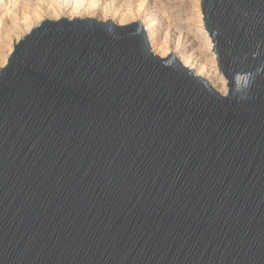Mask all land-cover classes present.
<instances>
[{"label":"water","instance_id":"1","mask_svg":"<svg viewBox=\"0 0 264 264\" xmlns=\"http://www.w3.org/2000/svg\"><path fill=\"white\" fill-rule=\"evenodd\" d=\"M223 96L141 22L46 19L0 72V264H264V0H202Z\"/></svg>","mask_w":264,"mask_h":264},{"label":"bare ground","instance_id":"2","mask_svg":"<svg viewBox=\"0 0 264 264\" xmlns=\"http://www.w3.org/2000/svg\"><path fill=\"white\" fill-rule=\"evenodd\" d=\"M34 1L40 4L39 6L50 4L51 7L49 8L48 11L53 12L55 16L52 17H55L58 20L59 18L60 19L67 18L69 20L76 18L95 19L97 13L101 12L104 15L103 17H105V20L103 19L104 22L113 21L114 23L120 26L127 25L129 23H133L136 21H140L142 14L148 11V9H146L148 3L147 0H34ZM199 2H202V0H199ZM21 3L22 0H0V7L2 8V12L0 14L1 16L0 17V62H1L0 72L6 66L10 55L14 51V46L22 39L21 37L22 35L20 34H24L26 36L33 28L38 26L42 21L46 19L43 15L44 12L42 11L43 6L42 7L36 6L38 7L37 9L30 10L26 5L25 6L23 5L24 6L23 11L25 14L24 17L22 16L23 22L21 24H16L14 22L15 24L13 23V27L11 28L12 32L11 31L3 32L2 28L5 20L9 17L10 14L15 15L14 14L16 13L15 11L17 10L18 6ZM102 3H105V7L103 9H102ZM133 3L135 4L134 7H133ZM163 6L161 7L163 8ZM166 8H164V10H166ZM170 9H172V7ZM65 11L70 12L69 15L67 13L68 17H64L66 16V14L63 16V13ZM154 11H156V9ZM154 14H156V12H151V13L147 12V14L142 17V19H144L143 26L148 34L150 46L154 54L161 58H166L170 54H175L185 67L193 70L197 76L206 79L218 92H220L223 96H226L228 94V87H227L228 81L224 77L223 73L219 68L218 59L216 53L214 52L213 41L205 29L203 13L202 12L198 13L197 18L198 21L201 23V25L198 28H196V30L194 31L193 33L194 37H190L189 40L190 45L186 47V45L189 43L188 41H187L188 43L185 42L186 38L174 33L175 38L173 37L174 43H172L173 46L171 45L172 48L169 45V43L171 42V41L169 42V39L171 37V30H168L169 25H167L168 27L166 26L167 24L166 21L170 17L165 18L164 16H161L163 18L159 19L157 16L158 14L157 15ZM33 19H36V21H34ZM158 28L159 29L168 28L166 38L164 37L165 38L164 43H161L158 39V35H157V33L159 32V31L157 32ZM15 33L19 35L16 36L17 37L16 39H14ZM187 37H189V34ZM198 37L201 38L199 40L201 41L202 47L200 46V51L195 52L193 48L195 47L197 41L196 42L193 41L195 39L198 40ZM190 47L192 48V51L189 50L187 51V48ZM197 52H199L200 55L207 54L208 57L209 56L211 57L208 60V62H203L202 61L203 59L198 58V56L196 55Z\"/></svg>","mask_w":264,"mask_h":264},{"label":"rangeland","instance_id":"3","mask_svg":"<svg viewBox=\"0 0 264 264\" xmlns=\"http://www.w3.org/2000/svg\"><path fill=\"white\" fill-rule=\"evenodd\" d=\"M148 3H147V6H146V9H148V11H146L145 13L147 14L148 13H151V12H156V14L154 15H157L159 19H162L163 17L161 16H164L165 18H169L166 22V26L169 25V29L168 28H162V29H157V35H158V39L161 43H164L165 41V38H166V35H167V29L168 30H171V37L169 39V45L170 47L172 48L173 44V40L175 38L174 36V33H176L177 35L179 36H183L185 37V42H189L190 40V37H194L193 33L194 31L196 30V28H198L201 23L198 21V13L202 12V7H201V2H199V0H147ZM166 1V2H165ZM170 2V3H169ZM173 2V3H172ZM25 3V4H24ZM30 3V4H29ZM162 3V4H161ZM165 3V4H163ZM172 4V5H171ZM26 5L30 10H35L37 9L38 7L36 6H39L40 4H38L36 1L34 0H22V3L18 6L17 10L15 11L16 13H14L15 15H12L10 14L9 17L5 20L4 22V25H3V32H12V27H13V23L15 22L16 24H21L23 21V17H24V11H23V7ZM164 5V6H163ZM43 6V7H42ZM42 6H39V7H42V11L44 12L43 15L44 17L47 19L50 18V20H58L57 18L55 17H52V16H55L53 12H50L48 11L49 8L51 7L50 4H46V5H42ZM135 6V4L133 3V7ZM153 6V7H152ZM163 6V8L161 7ZM167 8H166V7ZM172 9H170L171 7ZM105 7V3H102V9ZM47 8V9H46ZM164 8H166V10H164ZM156 9V11H154ZM161 9V11H160ZM171 11V12H168L167 11ZM170 9V10H169ZM153 10V11H152ZM20 11V12H19ZM160 11V12H159ZM165 11V12H164ZM2 12V8L0 7V14ZM167 12V13H166ZM69 15V11H65L63 13V16L66 14V16L64 17H68ZM145 13L142 14V17L144 15H146ZM165 13V14H164ZM169 13V15H168ZM160 14V15H159ZM18 15V16H17ZM167 17H166V16ZM23 16V17H22ZM104 15L101 13V12H98L97 15H96V20L98 21H102L104 22L105 20V17H103ZM1 17V16H0ZM140 19V21H136V22H141L143 24V20L144 19ZM21 18V19H20ZM20 19V20H19ZM45 19V20H46ZM60 19V18H59ZM104 19V20H103ZM34 21H36V19H33ZM142 20V21H141ZM20 21V22H19ZM18 22V23H17ZM14 23V24H15ZM135 23V22H133ZM129 24H132V23H129ZM128 25V24H127ZM144 25V24H143ZM168 27V26H167ZM172 27V28H171ZM24 29V28H23ZM18 33V32H17ZM17 33H15V37L14 39H16L17 37L16 36H19ZM17 34V35H16ZM20 34V32H19ZM173 34V35H172ZM189 34V37H187ZM22 35L21 37L23 38L25 35L24 34H20ZM165 37V38H164ZM174 37V38H173ZM164 39V40H163ZM172 39V40H171ZM201 38L198 37V40H194L193 42H196L195 44V47L193 48V50L196 52V51H200V46L202 47V44H201V41L199 40ZM163 40V41H162ZM200 41V42H199ZM159 42V43H160ZM187 42V43H188ZM199 42V43H198ZM172 45V46H171ZM190 45V42L186 45V47H188ZM186 49V48H185ZM192 51V48H187V51ZM196 55L198 56V58L200 59H203L202 61L203 62H208V60L210 59L211 56L208 57L207 54H201L199 52L196 53ZM206 56V57H204ZM206 58V59H205ZM205 59V60H204ZM1 64V62H0ZM1 67V66H0Z\"/></svg>","mask_w":264,"mask_h":264}]
</instances>
